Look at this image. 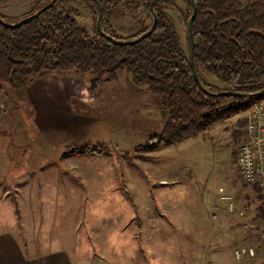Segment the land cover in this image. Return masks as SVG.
Instances as JSON below:
<instances>
[{
    "label": "rangeland",
    "instance_id": "obj_1",
    "mask_svg": "<svg viewBox=\"0 0 264 264\" xmlns=\"http://www.w3.org/2000/svg\"><path fill=\"white\" fill-rule=\"evenodd\" d=\"M46 1L0 0V15L16 21ZM56 5L69 9L89 35H96L92 0H60ZM187 5V0H161L158 5L174 23L184 51ZM106 16L125 40L150 22L147 7L135 2L110 7ZM199 72L205 82L227 87L203 68ZM46 74L83 83L82 101L90 111L59 96L52 108L57 114L42 116L29 87L2 83L0 234L15 236L31 250L68 249L101 257L105 264H264V191L243 182L234 162L246 136L247 110L145 151L142 146L163 133L168 118L158 94L134 83L123 70L111 79L103 74L98 81L92 80L97 74L74 69ZM260 101L264 103V94ZM76 116L84 119L82 132ZM71 137L82 140L71 149L63 143L42 149V139L51 145ZM78 150L88 152L83 159L73 158L83 162L80 172L86 169L92 181L107 174L109 184L105 181L100 189L92 184L101 194L89 195L87 183L70 173L78 170L65 168L63 154ZM52 165L59 168L56 180L42 179L41 170ZM21 182L28 186L22 193L17 189ZM29 182L35 183L33 188ZM223 193L230 195V202L220 197ZM248 246L254 256L235 257L236 248Z\"/></svg>",
    "mask_w": 264,
    "mask_h": 264
},
{
    "label": "trees",
    "instance_id": "obj_2",
    "mask_svg": "<svg viewBox=\"0 0 264 264\" xmlns=\"http://www.w3.org/2000/svg\"><path fill=\"white\" fill-rule=\"evenodd\" d=\"M59 1L17 27L0 23V93L2 83L25 88L36 77L55 70L97 74L93 81L103 74L111 79L117 70L126 71L134 83L159 95L168 114L163 133L145 143L142 146L145 151L163 148L222 123L246 111L264 94V0L195 1L194 64L203 86L212 92L234 90L248 93L246 96L210 95L198 87L190 66L189 39L184 51L174 23L158 8L161 0L154 3L155 29L131 44L112 42L97 29L95 36L89 35L69 9L56 5ZM92 1L96 19L97 6ZM96 1L102 9L103 31L117 40L125 39L115 34L107 20L110 7L131 2L147 7L150 22L127 40L151 26V0ZM187 3L186 21L192 12L190 0ZM0 18L8 23L21 19L7 21L2 15ZM200 68L227 87L218 88L205 82ZM90 150L100 152L97 148ZM258 197L263 198L262 194Z\"/></svg>",
    "mask_w": 264,
    "mask_h": 264
},
{
    "label": "crops",
    "instance_id": "obj_3",
    "mask_svg": "<svg viewBox=\"0 0 264 264\" xmlns=\"http://www.w3.org/2000/svg\"><path fill=\"white\" fill-rule=\"evenodd\" d=\"M28 93L30 97L33 100H36V105L38 107L39 114H42V116L57 114L56 110H52L53 106L57 104V100L59 96L65 97V103L69 101L68 97L73 100L74 103H79L80 105L88 107L87 111H90L89 104H86L82 101L83 94L85 95L84 89L85 85L83 83H77L76 80L73 78H66V77H55L51 76L50 74H45L43 76L36 77L34 81L28 85ZM84 88V89H83ZM72 96V97H71ZM82 110V107L80 108ZM74 112V111H70ZM84 116V115H83ZM82 116V117H83ZM76 119L78 121V128H80L79 132L83 131V128L85 126V122L83 118H80L76 116ZM89 121V119H87ZM105 131V127L103 129ZM106 133V132H105ZM82 139L79 138H64L61 142H50L51 145H49L48 141L45 139H42L41 145L42 149L43 147L49 146L52 148L53 146L63 143L64 145L68 146L70 149L74 146L76 143H79ZM55 144V145H54ZM40 146V145H39ZM101 147H104L101 145ZM86 149V148H85ZM83 151V152H82ZM88 152L85 150H78L76 151H70L66 154H63L62 160L64 161L65 168L70 171L71 168L77 169L78 173L74 174L72 171H70L71 175L77 177L80 180H84L87 183V193L90 195L92 193L94 194H101L100 191L94 190L96 187L99 189L101 186L107 184L109 179L107 174L104 172L103 175H97V181L95 178H93V181L90 176H88V172H86V169H78L79 166L82 165L83 162L80 160H74V156L78 155L77 157H87ZM88 161L89 158H86ZM57 165V164H56ZM56 165H52L51 168H45L41 170L40 175L42 179H48L51 178L52 182L53 180H56L57 174H59V168ZM52 170H55L53 173ZM63 172V171H61ZM103 176V177H102ZM107 176V177H106ZM19 177V176H17ZM119 177V178H118ZM13 178V177H12ZM108 179V180H107ZM115 179V175H114ZM117 184L120 185L121 177L118 174L117 176ZM164 177L161 176L158 178V183L162 185L161 194H163V190L166 189L164 181ZM106 181V182H105ZM56 182V181H55ZM51 183V182H50ZM30 187L33 188L34 182L30 183ZM52 184V183H51ZM94 185V189L92 186ZM117 185V186H118ZM28 186L21 182L20 184H17L18 191L25 190ZM92 188V189H91ZM115 190H118V188H115ZM58 190V188H55V192ZM5 192V191H4ZM3 192V193H4ZM2 193V194H3ZM22 193V192H21ZM104 193V192H103ZM3 196L5 197L6 194L4 193ZM136 209H137V204ZM117 214L114 215V219L116 223L118 222ZM21 240L17 239L15 236H12L9 233L0 234V264H105L102 263L101 257H98V259H93L92 257H88L85 254H79L77 251H72L68 249H62V248H53V249H47V250H31L28 249V247H24V242H21ZM29 240H26L25 242H28Z\"/></svg>",
    "mask_w": 264,
    "mask_h": 264
},
{
    "label": "built area",
    "instance_id": "obj_4",
    "mask_svg": "<svg viewBox=\"0 0 264 264\" xmlns=\"http://www.w3.org/2000/svg\"><path fill=\"white\" fill-rule=\"evenodd\" d=\"M245 115V139L237 147L235 156V166L243 182L256 185L258 189L264 191V103L254 102L247 109ZM222 191V189H220ZM222 199L231 201L229 194H222ZM229 209L232 210L230 203ZM264 239V230L262 231ZM252 246L239 247L234 250L236 258L243 256H254Z\"/></svg>",
    "mask_w": 264,
    "mask_h": 264
},
{
    "label": "water",
    "instance_id": "obj_5",
    "mask_svg": "<svg viewBox=\"0 0 264 264\" xmlns=\"http://www.w3.org/2000/svg\"><path fill=\"white\" fill-rule=\"evenodd\" d=\"M157 0H151L150 4H149V13L152 16V23L150 28L144 32L143 34L139 35L138 37H135L133 39H129V40H117L115 38H113L112 36L108 35L107 33H105L101 27V18H102V9L101 6L99 4L98 1L95 0L96 2V6H97V17H96V29L97 31L101 34L106 36L107 38H109L112 42L115 43H120V44H131V43H136L141 41L142 39H144L146 36H148L156 27V22H157V16H156V11L154 9V3ZM56 2V0H49V2H47L45 5H43L41 8H39L38 10H36L34 13L25 16L23 18H21L19 21L15 22V23H8L5 20H3L2 18H0V23L7 25V26H12V27H17L19 25H21L22 23H24L25 21L29 20V19H33L36 16H38L42 11L48 9L49 7H51L54 3ZM190 3L192 5V12L187 20V33H188V39H189V59H190V66H191V70H192V74L194 76V79L198 85V87L205 93L210 94V95H236V96H246L248 95V93L245 92H238V91H234V90H221L218 92H212L207 90L199 76L198 73L196 71L195 68V64H194V42H193V35H192V22L193 19L195 17V13H196V8H195V1L194 0H190Z\"/></svg>",
    "mask_w": 264,
    "mask_h": 264
}]
</instances>
